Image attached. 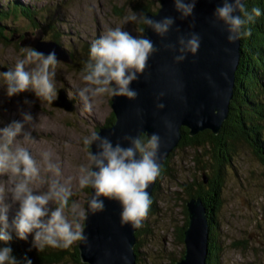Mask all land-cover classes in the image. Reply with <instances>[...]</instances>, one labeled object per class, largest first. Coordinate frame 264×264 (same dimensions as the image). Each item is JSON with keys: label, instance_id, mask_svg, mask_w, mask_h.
<instances>
[{"label": "clouds", "instance_id": "9594fccd", "mask_svg": "<svg viewBox=\"0 0 264 264\" xmlns=\"http://www.w3.org/2000/svg\"><path fill=\"white\" fill-rule=\"evenodd\" d=\"M196 0H173V7L180 20L193 17L189 29L195 24ZM264 10L248 5V0H221L212 10V22L222 25L228 43H235L251 34L250 25ZM177 18L165 15L154 19L146 13L131 9L120 18L115 27H109L89 45L88 58L80 69L86 83L76 90L85 111H91L97 96L125 97L135 100L138 91L132 82L145 74L149 58L159 51L145 35L151 29L164 38ZM132 23L140 34L132 35L124 25ZM175 43H162V47L175 53L173 62L179 64L187 56H195L201 43L196 31L181 33L179 25ZM24 55L13 67L0 71V88L7 97L31 91L40 102L52 104L57 99L56 74L58 58L55 49L44 53L35 48L22 49ZM226 76L227 74L224 73ZM160 91L155 96V109L165 107ZM26 104L31 102L25 98ZM22 119L12 120L0 127V174L10 183L0 188V264H33L23 254L17 257L7 243L15 234L21 240L32 237L30 247L42 251L46 247L67 249L74 243L88 245V235L83 223L87 216L104 211L105 198L118 202L119 223L132 230L141 227L152 203L148 191L159 176L163 140L159 132L124 133L114 143L109 136L92 130L82 135L81 142L88 157L87 164L78 166L79 189L91 192L82 208L73 196L71 178L62 182L59 161H53L48 152L41 153L43 172L31 151L16 144L18 139L34 141L32 128L35 123L30 111H21ZM0 123H3L0 121ZM27 125V127H25ZM165 128L171 121L164 120ZM126 141V145L121 143ZM93 146L95 151H93ZM11 210V217H10ZM136 255V254H135Z\"/></svg>", "mask_w": 264, "mask_h": 264}, {"label": "rangeland", "instance_id": "374dc122", "mask_svg": "<svg viewBox=\"0 0 264 264\" xmlns=\"http://www.w3.org/2000/svg\"><path fill=\"white\" fill-rule=\"evenodd\" d=\"M15 1L34 9L35 20L32 16L27 17L28 20L21 15H11L1 22L5 26L0 33L6 39L0 37V66L6 70L13 67L15 61L24 55L22 49L34 48L29 40L34 42L35 39L46 40L56 36L57 43L72 58L70 63L58 59L56 87L72 100L73 110L40 102L33 92L27 90L7 97L0 88V121L3 122L0 127L12 120L22 119L21 111H30L35 121L32 128L35 140L18 139L16 144L31 151L41 166L42 175L48 173L43 172L41 153L48 152L53 161H59L62 170L59 179L64 182L71 178L73 196L70 199L78 201L85 208L88 192L86 188L79 189L77 184L78 166L88 163L81 137L102 126L112 109L109 97L97 96L93 98L92 110H84L76 95V90L86 83L82 80L80 69L88 58L91 41L109 27L117 26L120 18L131 9L141 11L138 1L0 0V9ZM154 5L158 6L159 0H155ZM12 27H16V30L12 31ZM124 27L132 35L140 34L138 25L130 22ZM258 86L264 92V71ZM25 98L31 103L26 104ZM219 139L224 140V137ZM233 142V148L228 149V157L225 149L216 146L225 151L226 160L230 158L227 162L229 166L221 171L223 182L219 187L221 206L218 217L222 251L218 264H264V163L242 138H233ZM220 156L219 151L212 150L209 140H202V147L199 148L188 145L175 147L168 164L169 174L161 177L156 190L153 209L157 211L148 212L142 222L145 233L140 234V262L136 264H169L170 257L178 260L183 256L184 244L177 239L178 228L185 217L183 210L187 196L183 184L196 186L200 179L205 183L208 178L202 177V174L211 176L215 157L218 161L223 160ZM9 183L8 177L0 174V188H6ZM11 214L10 210V217ZM12 235L21 246L36 249L30 247L31 234L27 240L15 237L14 233ZM40 264L59 263L42 261Z\"/></svg>", "mask_w": 264, "mask_h": 264}, {"label": "water", "instance_id": "95a60500", "mask_svg": "<svg viewBox=\"0 0 264 264\" xmlns=\"http://www.w3.org/2000/svg\"><path fill=\"white\" fill-rule=\"evenodd\" d=\"M220 2L221 0H196L195 24L192 29H189V22L193 17L180 20L173 7V0H159L155 11L145 12L154 19L165 15L177 19L164 38L157 36L151 29H146L145 35L159 51L149 58L145 74L138 81L132 82L131 86L138 91L135 100L122 96L110 98L114 121L98 127L96 131L101 136H109L115 143L124 133L137 135L159 132L163 140L160 157L162 165L183 135L182 127H187L190 135L204 129H209L214 134L220 131L229 113L235 71L240 58V40L228 43L227 33L222 25L212 22V10ZM177 25L181 33L196 31L201 35L196 55L187 56L179 64L173 62L175 53L162 47V43H175ZM31 45L44 53L55 49L58 59L66 63L72 61L69 52L52 39H35ZM0 70L6 71L2 66ZM160 91L165 92L161 98L165 107L157 110L154 102ZM52 103L66 110H73L72 100L65 97L63 90L58 91L57 99ZM165 119L171 121L168 128H165ZM121 143L126 145L127 142ZM92 150L95 151L94 146ZM155 180L148 188L150 194ZM90 192L89 188L86 201ZM104 203V211L90 214L83 221L88 245L77 243L80 259L87 264H135L133 246L136 242V229L132 230L128 225L122 226L119 223L118 202L105 198ZM185 205L188 223L183 230L184 253L175 263L206 264L209 227L205 205L199 197L187 199Z\"/></svg>", "mask_w": 264, "mask_h": 264}, {"label": "trees", "instance_id": "16d2710c", "mask_svg": "<svg viewBox=\"0 0 264 264\" xmlns=\"http://www.w3.org/2000/svg\"><path fill=\"white\" fill-rule=\"evenodd\" d=\"M135 1H138L137 4L139 9L144 13L147 11H155L158 7L154 5L155 0ZM248 5L249 7L254 5L264 10V0H248ZM34 13V9L30 8L29 5H23L15 1L12 4L7 5L6 8L0 9V30L5 26L4 23L1 22L9 16L13 15L16 17L21 15L26 18L32 16L33 20H35ZM138 26L143 27V25ZM250 29L251 34L248 37L240 39L241 56L235 72L234 95L229 102V113L227 118L223 121L220 131L214 134L210 130L204 129L195 135H190L188 133V128L182 127L183 135L177 144V146L180 147L188 145L194 148H199L200 146L202 147V140H209L212 150L219 151L221 154L220 158L223 159L222 161L220 160V162L218 161V158L215 157L214 160H216V163L213 164L211 176L208 174H202V177L206 176V178H208L205 183L202 179L198 181L196 186H193L192 184L186 186L185 183H182L185 190V196H187L185 197L184 202L191 197H199L206 208L209 222L206 264H218V258L222 251L220 221L218 217L221 206V191H219V187L223 182L221 171L224 167L229 166V164L227 165V162L230 160V158L226 160L223 153L226 151L225 155L228 157V149L231 150L234 145L233 138H242L251 147L257 158L264 163V123L262 122L264 121V107L262 106L264 104V92L258 86L261 73L264 71V14L258 17L256 21L250 25ZM15 30L16 27H12V31ZM0 37L6 39L1 33ZM52 40L56 41V36H52ZM29 41L33 43L32 40ZM113 121L114 115L111 111L103 121L102 126L109 125ZM221 136L222 139L224 137V140L219 139ZM216 146L225 149V151L221 148L217 149ZM174 150L175 148L169 153L161 165L160 174L157 177L154 190L151 193L152 203L149 208V213L157 211L156 209H153L155 206L156 190L159 187L161 177L165 174H169L168 164ZM216 156H218V154ZM200 169H203V167H200ZM86 191L89 192V188H86ZM183 212L185 214L184 221L180 228H178L177 233V239L181 244H184L183 230L188 223L185 203ZM134 233L136 242L133 249L136 254V264V262H140V259L138 260L141 246L140 234L145 233L143 226L141 225V227L136 229ZM7 243L11 246L14 255L19 258L27 253L32 259L33 264H40L42 261L59 264L66 262H71L73 264H87L80 259L77 243H74L67 249L46 247L42 251H37L34 248H29L23 245L21 246L20 242L15 240L14 237ZM175 262L176 260L170 257L169 264H176Z\"/></svg>", "mask_w": 264, "mask_h": 264}]
</instances>
